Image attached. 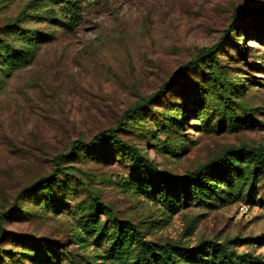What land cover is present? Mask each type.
<instances>
[{
    "label": "rangeland",
    "instance_id": "rangeland-1",
    "mask_svg": "<svg viewBox=\"0 0 264 264\" xmlns=\"http://www.w3.org/2000/svg\"><path fill=\"white\" fill-rule=\"evenodd\" d=\"M28 1L0 0V25L15 17ZM77 1L81 4V23L71 30L59 28L31 64L0 81V212L3 206L10 209L17 194L30 182L51 172L53 158L68 153L75 140L89 141L98 132L116 127L136 101L155 93L182 65L194 60L200 49L222 41L237 9L264 3ZM25 24L39 29L46 26L31 20ZM237 24L241 31L234 35L236 40L222 41L221 64L229 75L244 80V100L254 108L256 126L235 132L201 127L207 117L193 104L195 91L187 84L188 80H198V75L183 73L152 105L158 103L154 108L170 111L175 104L183 105L184 152L178 155L166 151L144 126L132 133L120 132L159 168L182 175L228 147L245 145L264 150V21L256 14H246ZM117 159L111 163L70 159L67 164L75 166L80 180L99 190L120 218L149 223L148 239L153 242L192 247L202 239L233 241L237 252L264 259L261 177L251 197L244 192L215 207L193 202L171 212L144 194L120 191L110 180L132 172L127 162ZM85 196L80 194L70 202L71 209H62L58 217L49 213L46 218L5 220V234L46 238L58 243L62 251L79 255L84 264H110L104 244L89 240L82 247L72 238L71 228L76 225L73 206ZM11 246L8 243L7 247Z\"/></svg>",
    "mask_w": 264,
    "mask_h": 264
},
{
    "label": "trees",
    "instance_id": "trees-1",
    "mask_svg": "<svg viewBox=\"0 0 264 264\" xmlns=\"http://www.w3.org/2000/svg\"><path fill=\"white\" fill-rule=\"evenodd\" d=\"M80 11L81 4L77 0H29L15 17L0 25V81L31 64L42 46L54 39L59 28L71 30L78 26L82 21ZM246 14H256L264 21V3L237 9L223 40H236L234 35L241 31L238 19ZM29 20L46 26L29 27L25 24ZM222 41L200 49L194 60L182 65L155 93L136 101L116 127L98 132L89 141L75 140L68 153L53 158L51 172L21 190L10 209L2 207L0 264H84L79 255L62 251L58 243L31 235L9 237L3 227V222L13 217L46 218L49 213L58 217L62 209H71L70 202L82 193L86 196L73 206L76 225L73 223L71 228L72 238L82 247L89 240L104 244L110 264H264L260 255L237 252L231 245L233 241L202 239L188 247L177 242L149 240V223L136 224L131 219L120 218L113 206L102 199L99 190L80 180L75 166L67 164L70 159L111 163L118 157L117 161L128 163L132 174L117 175L116 180L110 181H114L120 191L134 196L144 194L171 212H178L193 202L215 207L244 192L251 197L257 192L258 177L263 180L264 189V150L261 147H228L194 169L176 175L159 168L120 133L139 131L144 126L147 134L166 151L178 155L184 152L185 136L181 131L186 124V111L183 105L175 104L170 111L154 108L159 104L153 106L152 103L158 102L183 73L188 72L198 75V80H188L187 84L195 91L193 104L201 107L207 117L201 127L233 132L255 127L254 108L244 100V80L229 75L221 64ZM161 136L165 138L163 141ZM8 243L12 246L7 247Z\"/></svg>",
    "mask_w": 264,
    "mask_h": 264
}]
</instances>
